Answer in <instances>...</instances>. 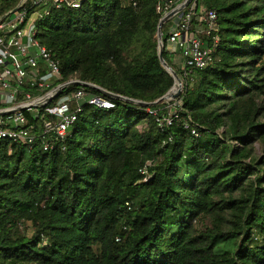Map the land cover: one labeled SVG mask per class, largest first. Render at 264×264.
Returning a JSON list of instances; mask_svg holds the SVG:
<instances>
[{
  "label": "trees",
  "instance_id": "16d2710c",
  "mask_svg": "<svg viewBox=\"0 0 264 264\" xmlns=\"http://www.w3.org/2000/svg\"><path fill=\"white\" fill-rule=\"evenodd\" d=\"M158 2L63 8L38 39L63 80L151 103L173 86L157 56ZM197 6L219 26L213 62L180 96L199 137L183 129L185 113L159 129L144 108L113 99L112 110L85 107L64 152L9 153L0 142V264H264V0ZM201 218L211 227L199 230Z\"/></svg>",
  "mask_w": 264,
  "mask_h": 264
},
{
  "label": "built area",
  "instance_id": "2783aa9c",
  "mask_svg": "<svg viewBox=\"0 0 264 264\" xmlns=\"http://www.w3.org/2000/svg\"><path fill=\"white\" fill-rule=\"evenodd\" d=\"M88 1L18 0L5 9L6 0H0V142L6 143L10 150L15 146L28 152H64L86 106L101 110L116 108L113 99L92 94L91 87L69 86L57 93L59 85L78 79L63 80L58 59L38 39L42 24L54 11L79 9ZM126 1L132 7L137 6V0ZM185 1L159 0L156 13L162 19ZM217 21L214 10L199 9L197 0H190L163 23L164 49L171 57L180 53L182 81L183 77L187 79L195 70H203L213 62L212 55L219 43ZM195 23L205 33L209 47L199 37ZM183 91L184 86L181 94ZM144 111L153 117L159 129L172 127L181 113H185L183 129L199 137L198 127L183 109L180 97ZM171 141L169 137L167 142ZM148 166L149 162L139 171L143 181L149 178ZM126 205L130 210L131 204Z\"/></svg>",
  "mask_w": 264,
  "mask_h": 264
},
{
  "label": "water",
  "instance_id": "95a60500",
  "mask_svg": "<svg viewBox=\"0 0 264 264\" xmlns=\"http://www.w3.org/2000/svg\"><path fill=\"white\" fill-rule=\"evenodd\" d=\"M190 2V0H186L176 11L182 9L184 6H186L188 3ZM176 11H172L170 13H168L166 16H164L162 19L159 20L158 25H157V31H156V40H157V56H158V60L160 63V66L166 71V73H168L172 79H173V86L172 88L165 94L163 95L161 98H159L158 100L151 102V103H147V102H143V101H139V100H133V99H129L123 96H119L110 92L105 91L104 89L93 85V84H89L86 82H82L79 80H69L66 81L64 83H62L61 85H59L57 87V93H60L62 90H64L65 88L69 87V86H83V87H91L92 89L98 91L100 94H102L105 97L111 98V99H115V100H119L125 103H129V104H133L139 107H154L159 105L160 103L167 101V100H173L176 99L178 97H180L181 92H182V80L179 76V74L177 72H175L164 60L163 58V50H164V44H163V39H162V31H161V27L163 25V23L165 21H167Z\"/></svg>",
  "mask_w": 264,
  "mask_h": 264
},
{
  "label": "rangeland",
  "instance_id": "374dc122",
  "mask_svg": "<svg viewBox=\"0 0 264 264\" xmlns=\"http://www.w3.org/2000/svg\"><path fill=\"white\" fill-rule=\"evenodd\" d=\"M194 26H195V30L198 31V33H199V37H200L201 39H203V40L205 41L206 44H207V43L209 44L208 39L206 38L205 33L202 31V28H201L197 23H195ZM172 58H173V59H176V60L178 61L179 58H180V53L178 52V53H177L174 57H172ZM173 59H172V61H173ZM172 63H173V62H172ZM181 76H182V75H181ZM193 77H194V74H193V73H192L191 75H189V76L187 77V79L183 77L182 85L184 86V85L186 84V82L191 83V82H192L191 80H193ZM260 119H261V121H264V118H263V117L260 118ZM137 128H138L140 131H143V130H145L146 125H145L144 123H141V124H139V125L137 126ZM221 131H222V130H220L219 133H221ZM9 153H11V150H10V149H9ZM150 167H152V163H151V162H149V166H148V168H150ZM196 225H197V228H198L199 230H204V229H206V228H210V227H211L210 219H209V218H201L199 221H197ZM21 231L23 232V234L25 233L28 237L32 236V234H33V230H32V228H31V226H30L29 223H28V224H22V226H21Z\"/></svg>",
  "mask_w": 264,
  "mask_h": 264
},
{
  "label": "crops",
  "instance_id": "0c3cea01",
  "mask_svg": "<svg viewBox=\"0 0 264 264\" xmlns=\"http://www.w3.org/2000/svg\"><path fill=\"white\" fill-rule=\"evenodd\" d=\"M173 59V58H172ZM173 64H174V66L176 67V68H178L179 69V60L177 61L176 59H173Z\"/></svg>",
  "mask_w": 264,
  "mask_h": 264
}]
</instances>
